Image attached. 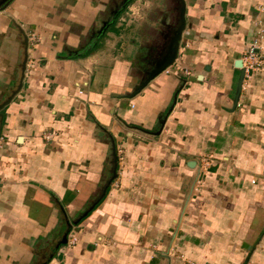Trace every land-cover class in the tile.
<instances>
[{"label": "crops", "instance_id": "1", "mask_svg": "<svg viewBox=\"0 0 264 264\" xmlns=\"http://www.w3.org/2000/svg\"><path fill=\"white\" fill-rule=\"evenodd\" d=\"M124 1L0 0V264H264V0H183L138 92L180 0Z\"/></svg>", "mask_w": 264, "mask_h": 264}, {"label": "water", "instance_id": "2", "mask_svg": "<svg viewBox=\"0 0 264 264\" xmlns=\"http://www.w3.org/2000/svg\"><path fill=\"white\" fill-rule=\"evenodd\" d=\"M131 1V0H125L123 5H122V9L126 6V4ZM185 3L183 0H180L179 2V7H178V12H177V17H176V25L175 28L170 32V36L165 44V51H164V57L161 58L156 65L154 66V68H152L147 76L143 79V81H141L140 85L136 88V92H138L141 88H143L152 78H154L156 75H158L159 73L165 71V69H167L168 67L172 66L174 64V62L177 59L178 56V50H179V46H180V40H181V35H182V31L185 28ZM27 60V59H26ZM26 60L23 63L22 66V71L20 74V78L18 80V85L16 86V89L10 94V97H8L3 104L0 105V109H2L6 104H8L12 97L15 95V93L21 88V84H22V79L24 77V70L26 67ZM235 66H237L240 70L239 75H238V81H237V87H238V91L241 90V86H242V82L245 76V70L242 68V61L241 59H238L235 61ZM134 93L128 94V97L133 95ZM0 115H2V113H0ZM113 163H114V168H113V174H112V179H114L116 177V171H117V156L115 154V145H113ZM69 230L66 232V234L63 235V239L62 244H66L67 241V234H68Z\"/></svg>", "mask_w": 264, "mask_h": 264}, {"label": "built area", "instance_id": "3", "mask_svg": "<svg viewBox=\"0 0 264 264\" xmlns=\"http://www.w3.org/2000/svg\"><path fill=\"white\" fill-rule=\"evenodd\" d=\"M257 44L256 39L253 41V44L249 46L247 49L245 56L242 61V68L245 70V73L248 71H254L260 68L262 65V59L259 58L257 53L255 52L254 48L256 47L255 45ZM184 75H189L190 71L188 69H185L182 71ZM47 137V135H46ZM77 240L76 234L74 230H70L67 234V242L66 245L67 247L73 246ZM190 264H196L194 262Z\"/></svg>", "mask_w": 264, "mask_h": 264}, {"label": "rangeland", "instance_id": "4", "mask_svg": "<svg viewBox=\"0 0 264 264\" xmlns=\"http://www.w3.org/2000/svg\"><path fill=\"white\" fill-rule=\"evenodd\" d=\"M133 5H135V3H132ZM133 11H134V13H135V15L138 13V11L137 10H135V9H133ZM128 12V11H127ZM130 14H131V12H130ZM140 15H142V17H144V14H143V12H141L140 13Z\"/></svg>", "mask_w": 264, "mask_h": 264}, {"label": "flooded vegetation", "instance_id": "5", "mask_svg": "<svg viewBox=\"0 0 264 264\" xmlns=\"http://www.w3.org/2000/svg\"><path fill=\"white\" fill-rule=\"evenodd\" d=\"M158 25H159V26H162V25H161V24H159V23H158ZM151 58H152V57H151ZM153 59H155V58H153ZM150 61H151V59H150V60H148V62H150Z\"/></svg>", "mask_w": 264, "mask_h": 264}]
</instances>
